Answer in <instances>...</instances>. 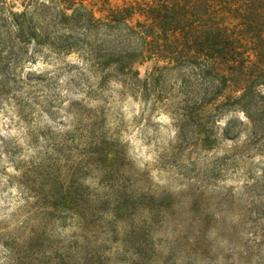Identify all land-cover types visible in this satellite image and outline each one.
Returning <instances> with one entry per match:
<instances>
[{
	"label": "rangeland",
	"instance_id": "rangeland-1",
	"mask_svg": "<svg viewBox=\"0 0 264 264\" xmlns=\"http://www.w3.org/2000/svg\"><path fill=\"white\" fill-rule=\"evenodd\" d=\"M129 1L87 3L104 18ZM2 2L52 38L1 69L0 21V264H264V140L248 144L251 119L183 121L176 71L143 81L163 61L136 62L134 83L115 61L101 70L59 50L51 0ZM232 118L247 124L236 139L223 134Z\"/></svg>",
	"mask_w": 264,
	"mask_h": 264
},
{
	"label": "trees",
	"instance_id": "trees-1",
	"mask_svg": "<svg viewBox=\"0 0 264 264\" xmlns=\"http://www.w3.org/2000/svg\"><path fill=\"white\" fill-rule=\"evenodd\" d=\"M51 2L57 6L52 23L59 50L82 49L101 70L115 61L116 71L134 83L142 81L136 62L163 61L143 81L156 86L176 71L184 99L175 110L183 121L219 123L221 114L242 111L253 123L248 144L264 140V0H130L110 7L104 18L95 16L87 0ZM0 21L10 46L1 69L13 68L31 42L52 38L33 14L5 2ZM3 34L0 25L1 40ZM237 123H224L226 138L236 139L239 125H247Z\"/></svg>",
	"mask_w": 264,
	"mask_h": 264
}]
</instances>
